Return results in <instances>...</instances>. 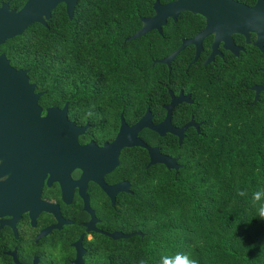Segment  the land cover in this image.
Wrapping results in <instances>:
<instances>
[{
  "label": "trees",
  "instance_id": "obj_1",
  "mask_svg": "<svg viewBox=\"0 0 264 264\" xmlns=\"http://www.w3.org/2000/svg\"><path fill=\"white\" fill-rule=\"evenodd\" d=\"M26 1L0 4L19 9ZM155 1L173 0H78L71 19L59 4L46 25L30 24L7 39L3 50L9 63L26 68L30 83L47 95L67 93L53 87L75 88L74 101L97 102L104 94L87 89L141 87L120 92L125 116L150 104L156 117L166 85L193 97L186 119L191 112L202 119L200 133L187 131L180 145L157 135L153 141L145 137L163 152L179 155L181 166L174 170L154 164L149 177L138 181L122 226L142 236L130 238L133 242L122 249V264H160L162 257L178 253L193 255L199 264H264V220L253 217L247 199L236 195L237 187L249 194L264 188V100L249 105L243 54L226 57V64L217 67L232 69L229 83L227 78L217 84L205 79L212 65L199 68L198 74L201 58L187 67L191 46L175 55L170 70L159 62L152 65L181 38L200 30L203 18L198 14L182 12L175 21L168 19L161 33L153 30L124 41L140 29L142 18L153 16ZM208 44L206 39L204 46ZM201 85L207 94L202 95Z\"/></svg>",
  "mask_w": 264,
  "mask_h": 264
},
{
  "label": "flooded vegetation",
  "instance_id": "obj_2",
  "mask_svg": "<svg viewBox=\"0 0 264 264\" xmlns=\"http://www.w3.org/2000/svg\"><path fill=\"white\" fill-rule=\"evenodd\" d=\"M234 1L254 6L259 0ZM234 35L242 36L243 41L242 38L236 40ZM232 38L239 47L237 53L224 48L222 42H219L213 59L205 63L212 52L214 36H204L195 60L201 58L202 65L196 66V72L201 74L199 68L212 65L206 69L205 79L217 84L227 78L229 83L232 69L217 67L226 64V57L231 59L243 54L244 83L248 90L249 105H253L264 100V88L258 93L256 101V91L253 89L264 86V38L263 48L254 44L256 34L253 31H250L249 37L234 33ZM206 39L209 44L205 47ZM6 40L0 44V54L8 60L3 50ZM186 46H191L193 50L187 64L189 67L195 62L190 63L196 48L192 44ZM154 61L156 60L153 59L152 65ZM9 65L15 69H26ZM165 67L167 68L166 65ZM140 88H89L87 90L101 91L104 94L101 96L103 100L80 102L74 101L72 91L75 88L53 87L51 89L54 91H67L65 95L55 96L47 95L34 86V94L39 95L37 109L8 110L3 115L5 117L0 123V264H122V249L133 242L130 238L142 236L136 233L139 230L123 228V211L134 195L138 181L149 177L150 166L154 164H149L150 154L140 145L118 149L116 143L105 152L90 149L88 152L75 153V128L81 129L76 135L78 146L91 144L99 148L105 147L115 141L122 119L128 126H133L150 108L154 124L164 120L168 113L167 105L172 100L171 92L175 96L179 93L189 95L192 100L177 103L170 113V122L175 129L182 127L191 118L197 124L185 130L182 141L186 138L187 131L191 134L200 133L204 122L193 112L186 119L187 105L194 103L193 97L182 88L176 92L168 85L165 86L162 112H158L156 117L150 104L143 112L133 111L125 116L120 92L123 89ZM200 89L204 90L202 95L207 94V86L205 88L201 85ZM56 97L60 100H48ZM93 97L95 96H88ZM24 105L26 103L11 102L8 107L18 108ZM138 114L139 117L135 118ZM155 135L164 137L166 142L176 141L177 144L179 135L171 131L159 135L147 127L138 133L144 143L158 147L162 154L176 157L181 164L179 155L163 152L161 147L152 142ZM128 233L133 234L121 236Z\"/></svg>",
  "mask_w": 264,
  "mask_h": 264
},
{
  "label": "water",
  "instance_id": "obj_3",
  "mask_svg": "<svg viewBox=\"0 0 264 264\" xmlns=\"http://www.w3.org/2000/svg\"><path fill=\"white\" fill-rule=\"evenodd\" d=\"M78 0H27L19 9L10 8L8 3L3 2L0 5V44L4 40L19 35L30 24L38 22L46 25L51 18L52 11L59 5L64 4L67 16L69 19L73 17L74 9ZM154 14L148 18L141 19V28L130 35L125 41H133L151 30L161 32L163 26L166 25L167 20H176L177 16L182 12H188L192 15L198 14L204 19L203 28L195 35L189 38L181 39L180 44L169 54L160 58L154 63L159 62L165 64L170 68V62L175 55L182 50L187 44H192L196 48L195 55L190 63H193L201 49V39L213 34L214 41L212 44V52L205 60V63L213 59L216 52L217 44L222 42L223 47L237 53V47L234 44L232 34L241 33L249 37L250 31L255 32V45L263 48L262 39L264 38V0H259L254 6H249L234 0H174L167 4H160L155 1L153 5ZM34 84L29 83V78L26 69H15L10 66L8 60L3 54H0V123H2L5 113L8 110H31L37 109V100L39 95L34 94ZM264 86L253 88L256 91L257 100L258 93ZM172 100L167 105L168 113L164 120L160 123L154 124L151 120L150 108H148L145 115L136 122L133 126H128L122 119L121 129L115 141L105 147H97L96 145L88 144L84 147L78 146L76 142V135L81 132V129L75 128L74 149L75 153L88 152L90 149L96 152H105L113 148L116 143L118 149L124 146L140 145L145 147L150 154L149 164L162 163L167 169L178 170L181 166L177 162L176 157H171L160 153L158 147L147 145L138 136V133L144 128H150L159 135H164L167 131H171L179 135V144L182 143L185 130L191 126L196 125L193 118L180 128H173L170 122V113L172 108L182 101L192 102L189 95L179 93L177 96L171 92ZM19 97V98H18ZM11 102L26 103V106L18 108L8 107ZM136 233L142 234L140 231ZM133 233L121 234L122 237H128Z\"/></svg>",
  "mask_w": 264,
  "mask_h": 264
},
{
  "label": "clouds",
  "instance_id": "obj_4",
  "mask_svg": "<svg viewBox=\"0 0 264 264\" xmlns=\"http://www.w3.org/2000/svg\"><path fill=\"white\" fill-rule=\"evenodd\" d=\"M236 195L245 197L253 210V217L264 220V188H257L249 194L246 189L237 187ZM139 264H146L141 260ZM160 264H199V260L188 253H178L175 257H162Z\"/></svg>",
  "mask_w": 264,
  "mask_h": 264
}]
</instances>
